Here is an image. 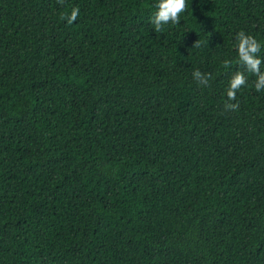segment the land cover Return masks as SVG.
I'll return each mask as SVG.
<instances>
[{
  "label": "trees",
  "instance_id": "trees-1",
  "mask_svg": "<svg viewBox=\"0 0 264 264\" xmlns=\"http://www.w3.org/2000/svg\"><path fill=\"white\" fill-rule=\"evenodd\" d=\"M158 2L0 0V264H264V0Z\"/></svg>",
  "mask_w": 264,
  "mask_h": 264
},
{
  "label": "clouds",
  "instance_id": "clouds-1",
  "mask_svg": "<svg viewBox=\"0 0 264 264\" xmlns=\"http://www.w3.org/2000/svg\"><path fill=\"white\" fill-rule=\"evenodd\" d=\"M60 4L64 0H58ZM157 11L151 17L150 23L154 25V31L161 33L165 25H180L181 16L188 11L187 0H159L156 5ZM80 9L75 7L72 9L70 15H62L61 19H66L69 25L73 24L78 16ZM236 49L238 52V60L236 63L243 70H237L229 81L227 89V101L225 102V110L238 111L239 102L236 100L237 93L247 85L248 77L246 73L252 74L256 77L255 90L257 92L264 91V57L260 53L264 49V44H261L253 35L247 34L244 30H240L236 34ZM192 47L199 48L201 43L197 40ZM233 61L225 59L223 66L228 69L232 66ZM193 78L201 85H206L211 79V73H202L199 69L193 72ZM232 101H236L233 103Z\"/></svg>",
  "mask_w": 264,
  "mask_h": 264
}]
</instances>
